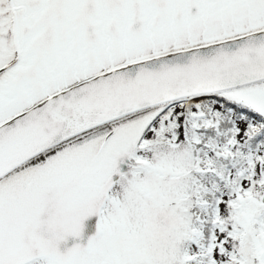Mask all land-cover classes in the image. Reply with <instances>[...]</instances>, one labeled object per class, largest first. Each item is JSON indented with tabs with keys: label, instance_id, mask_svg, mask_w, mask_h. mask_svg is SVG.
Here are the masks:
<instances>
[{
	"label": "snow or ice",
	"instance_id": "obj_1",
	"mask_svg": "<svg viewBox=\"0 0 264 264\" xmlns=\"http://www.w3.org/2000/svg\"><path fill=\"white\" fill-rule=\"evenodd\" d=\"M0 264H264V0H0Z\"/></svg>",
	"mask_w": 264,
	"mask_h": 264
}]
</instances>
